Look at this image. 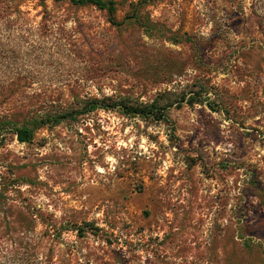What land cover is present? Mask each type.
<instances>
[{
  "label": "rangeland",
  "instance_id": "1",
  "mask_svg": "<svg viewBox=\"0 0 264 264\" xmlns=\"http://www.w3.org/2000/svg\"><path fill=\"white\" fill-rule=\"evenodd\" d=\"M116 1L121 25L0 0V48L18 53L0 79L19 90L0 114L175 100L168 121L97 109L30 142L5 129L0 264H264V0H150L152 32L126 19L140 0Z\"/></svg>",
  "mask_w": 264,
  "mask_h": 264
},
{
  "label": "trees",
  "instance_id": "2",
  "mask_svg": "<svg viewBox=\"0 0 264 264\" xmlns=\"http://www.w3.org/2000/svg\"><path fill=\"white\" fill-rule=\"evenodd\" d=\"M44 1V0H42ZM62 1V0H55ZM70 2L78 5H87L91 4L97 6L99 9L105 10L107 12L109 21L115 25H121L116 18L117 12V1L116 0H69ZM150 0H140L136 3H133V8L126 16V19H132L140 26L145 27V30L152 32L153 24L149 18L142 14V6L149 2ZM4 45V44H3ZM15 50L2 49L0 48V60H8L17 56ZM20 52V51H19ZM14 83L8 80L0 79V96L10 97L16 94L19 90L15 89ZM203 91L207 92V89H204V86H201L200 90L195 92V95L191 96L187 102L190 105L201 102V95ZM175 101V100H174ZM169 104H160L158 101L152 103H133L129 102L126 98H121L119 100L114 99L113 97H103V98H89L87 100H81L80 103H71L70 105L63 107L61 104H49L46 107V110L43 109V112L32 111L28 114H18V113H7L0 114V142L3 141V131L9 128L17 135V138L21 142H30L35 134V131L41 127L48 125H57L61 121L66 119L75 120L79 115L91 113L97 109L104 110H114L119 109L126 115L131 116H140L142 118H151L154 120H165L168 121V116L166 110L173 102ZM178 101V100H176ZM185 101V96L183 100ZM0 103H3L0 102ZM182 103V102H180ZM180 105V104H179ZM211 105V104H210ZM33 113V114H31ZM22 116V118H18ZM8 126V127H7ZM81 232L85 231V227L78 228Z\"/></svg>",
  "mask_w": 264,
  "mask_h": 264
}]
</instances>
